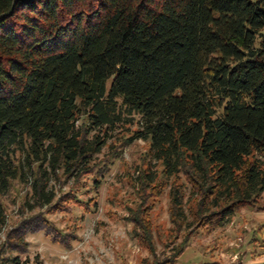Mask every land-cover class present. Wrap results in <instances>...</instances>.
<instances>
[{
	"label": "trees",
	"instance_id": "1",
	"mask_svg": "<svg viewBox=\"0 0 264 264\" xmlns=\"http://www.w3.org/2000/svg\"><path fill=\"white\" fill-rule=\"evenodd\" d=\"M123 124L200 196L163 264L194 232L263 210L264 0H0V196L31 176L34 206H51L53 176L90 173Z\"/></svg>",
	"mask_w": 264,
	"mask_h": 264
},
{
	"label": "rangeland",
	"instance_id": "2",
	"mask_svg": "<svg viewBox=\"0 0 264 264\" xmlns=\"http://www.w3.org/2000/svg\"><path fill=\"white\" fill-rule=\"evenodd\" d=\"M135 129L119 126L93 157L90 173L53 176L47 188L56 195L51 206H34L31 176L11 181L0 196V264L13 258L19 264L170 261L194 230L189 226L198 221L200 196L183 173L163 177L146 143L129 142ZM176 190L183 220L172 202ZM258 203L263 210L243 208L221 228L194 232L173 264H264V193Z\"/></svg>",
	"mask_w": 264,
	"mask_h": 264
},
{
	"label": "crops",
	"instance_id": "3",
	"mask_svg": "<svg viewBox=\"0 0 264 264\" xmlns=\"http://www.w3.org/2000/svg\"><path fill=\"white\" fill-rule=\"evenodd\" d=\"M242 263V262H241ZM254 263V262H253ZM243 264V263H242Z\"/></svg>",
	"mask_w": 264,
	"mask_h": 264
}]
</instances>
